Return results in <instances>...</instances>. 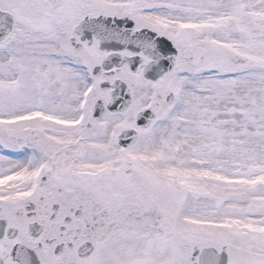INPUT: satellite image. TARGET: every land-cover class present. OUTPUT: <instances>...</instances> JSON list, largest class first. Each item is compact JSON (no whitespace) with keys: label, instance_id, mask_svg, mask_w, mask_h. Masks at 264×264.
I'll use <instances>...</instances> for the list:
<instances>
[{"label":"snow or ice","instance_id":"1","mask_svg":"<svg viewBox=\"0 0 264 264\" xmlns=\"http://www.w3.org/2000/svg\"><path fill=\"white\" fill-rule=\"evenodd\" d=\"M0 264H264V0H0Z\"/></svg>","mask_w":264,"mask_h":264}]
</instances>
